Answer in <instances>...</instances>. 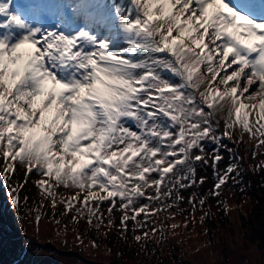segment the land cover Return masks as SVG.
<instances>
[{"label":"snow or ice","instance_id":"6c2138e0","mask_svg":"<svg viewBox=\"0 0 264 264\" xmlns=\"http://www.w3.org/2000/svg\"><path fill=\"white\" fill-rule=\"evenodd\" d=\"M245 144L264 173V0H0V182L16 208L38 188L37 228L48 201L80 244L163 242L170 210L203 225L245 192Z\"/></svg>","mask_w":264,"mask_h":264},{"label":"rangeland","instance_id":"374dc122","mask_svg":"<svg viewBox=\"0 0 264 264\" xmlns=\"http://www.w3.org/2000/svg\"><path fill=\"white\" fill-rule=\"evenodd\" d=\"M211 147L213 146H209V150ZM229 147H234V145L229 142ZM235 147L238 152H246L249 150V153L251 154L252 149L247 144ZM224 156V162L220 165L221 169H223L228 163L227 152H224ZM260 159H264V156H261ZM200 175L206 176L208 179L199 191L207 193L212 187L215 179L213 176V170L211 167H206L200 171ZM19 178L20 177H17V179ZM32 179L35 180L38 179V177L33 176ZM244 182L250 184V192L247 190H245V192H240L239 185L224 190L223 198L226 199L228 204L227 213H225L222 206L219 208L216 206V201L214 199H209L208 203L212 205L211 219H209V222H217V226H214V228L213 226L210 227L212 225L210 223L202 225L198 222L195 225L190 224L188 228H184L183 222L185 215L176 212V210H170L168 214L175 213L176 219L169 223H178L181 227L178 228L175 233L169 229H166L165 231L171 241L176 242V244L178 243L180 248L177 247L176 252L181 256L184 255L186 258V264H264V242L259 238L252 239L254 234L248 233L249 227L243 220L252 216L253 219H248V221H257L262 225L264 223V216L260 214L257 209L261 204H264V200L261 195V189H256L254 187L255 182L252 177L244 178ZM193 190L194 189L184 191L183 195L187 198ZM23 191L35 194L39 190L34 184L29 183ZM6 202L11 206L8 208V219L11 222L14 221V218L21 219V225L26 227L27 233H30L33 236L36 235L37 237L35 236L36 243H31V239L28 238H31V236L27 235L26 239L30 242L28 243L24 237L15 236L10 238V236L7 235L8 239L5 240L4 249L6 250L4 251V254H2L3 250H1L3 245L0 246V264H5L9 261L11 262L13 256L22 250L25 254L21 259L20 264H103L102 260L106 262L115 260V253L114 251V254L112 253V249L110 252L108 240H104L103 243L97 242L99 245L98 248H93L91 246V239L89 237L85 238L84 244H80L75 239V232L69 230L65 235L61 228H58L55 223L50 222L46 217H43L39 228H37L34 222V213H30V211L27 210L29 212H26L25 214L22 209L14 207L9 196H7ZM183 205H181V207L188 211L191 210L186 201ZM46 206L49 207V205ZM60 208L63 211L61 205ZM242 211H244L246 216L244 218L242 217ZM202 214V212L196 213L197 221ZM117 216H119V213H117ZM18 224L20 223L18 222ZM205 225H207V228L211 229L210 233L205 231ZM58 231H60V235H57ZM97 237L102 239L101 236ZM47 238L56 240V242L59 243L61 247L64 246V248L61 251H58L54 249L55 245H53V247H46L50 242ZM154 238L157 239L156 241L158 243H161L158 237ZM162 243L167 244V241L165 240ZM168 246L169 245H166L162 251L165 255L171 256L172 252L168 249ZM70 248L83 249L85 251L83 253L84 257L81 258L77 255H73L76 251L74 250V252ZM167 251L169 254H167ZM85 257H87L88 260H84ZM140 257H142V254H135L134 256L123 254L120 259V264H149L148 262L143 261ZM181 263L179 256H176L169 262V264ZM152 264L157 263L153 262Z\"/></svg>","mask_w":264,"mask_h":264},{"label":"trees","instance_id":"16d2710c","mask_svg":"<svg viewBox=\"0 0 264 264\" xmlns=\"http://www.w3.org/2000/svg\"><path fill=\"white\" fill-rule=\"evenodd\" d=\"M241 155H243L246 159V162L244 163V178L246 177H252V179L254 180L255 182V185L254 187L256 189H261V195L263 197V200H264V173H260V174H255L252 169L249 167L250 163H255V161H251L252 158H251V154L249 153V150L248 151H240L239 152ZM15 183V181H13V184ZM246 187V190L250 192V184H247ZM8 191L9 189L7 187H5L3 185L2 182H0V246H2L1 250H3V253L4 254V251L6 249H4V244H5V240L8 239V236L11 237H15V236H19V237H24V239L26 240V242L30 243L27 239H26V236H31L28 237L29 239H31V243L32 242H35L36 243V237L31 235L30 233H27L26 231V227L24 225H21V219H15L14 218V221L11 222L9 219H8V214H9V211H8V208H10V204H7L6 202V198L8 196ZM256 191V190H254ZM253 191V193H254ZM61 194L62 195H68L67 193L65 192H62L61 191ZM21 195V200L23 199L24 196H28L29 197V200L27 202V205H23L21 204V206L19 207L20 209L23 210V212L26 214V212H29L31 209H35L38 207L42 197L39 193V191L35 194L31 193V192H27V191H22L20 193ZM46 205H49V202L48 201H45L44 202V208L42 209L43 212L46 213V215L44 217H46V219H49L51 216H52V209L49 207H47ZM184 206V205H183ZM185 207V206H184ZM29 210V211H27ZM257 211L262 214L264 216V204H261V206L257 209ZM62 212L61 208H60V205L58 204L57 205V209H56V214L57 216L59 217L60 216V213ZM31 213V212H30ZM242 213V217H246L245 216V213L244 211L241 212ZM35 214V213H34ZM35 216V215H34ZM118 217L117 216V222H118ZM161 219H164V216H161ZM248 219H253L252 216H250V218H247V219H243L244 220V223L249 227V234L250 233H253L254 236L252 237V239L254 240L255 238H259L262 242H264V223L262 225H260L261 223L259 222H255V221H248ZM247 220V221H246ZM260 220V219H259ZM213 221V220H212ZM18 222L20 224H18ZM62 223L63 224H69V226L71 227V224H70V216H69V219L67 220H62ZM166 223H169V221H166ZM212 224L210 227L213 226H217V222L216 221H213V223L209 220H207V224ZM215 224V225H214ZM222 225V224H221ZM207 225H205L206 227ZM79 231L81 232H85L86 231V224L82 221L79 225ZM8 235V236H7ZM89 235V236H88ZM167 235V233H166ZM89 237L91 240L92 239H96L97 242L99 243H103L104 240H108V244L111 246H108L110 248V252H111V249H112V253L114 251V256H115V260L114 261H111V262H106L104 260H102V263L103 264H120L121 261V256L123 254L125 255H129V256H134L135 254L137 255H141L142 254V257H140L143 261H146L148 262L149 264H152L153 262L157 263V264H169L170 260H172L173 258H175L176 256H179L180 257V261L182 262L181 264H186V258L183 256H181L180 254H178L176 252V249L178 246V243L176 244V242L174 241H171L167 235V244L166 243H158L156 240V238H152L146 245V247L141 250L140 248V245L137 244L134 239H133V235L131 233L128 234L127 238L126 239H121L119 234L116 232L115 229H113L112 231L108 232V235L107 237H102V239H99L97 237V235L95 234V231H91V232H88L87 233V236L86 238ZM92 237V238H91ZM33 238V239H32ZM50 242H49V245H46V247H50L53 245H55L54 249L58 250V251H61L63 247H61V245L59 243L56 242V240H52L50 238H47ZM166 245H169L168 246V249L172 252V255L171 256H167L163 253V248L166 247ZM67 246V245H66ZM180 248V247H179ZM72 251H76V253H74L73 255H77L78 257H84V250L83 249H74V248H70ZM173 249V250H172ZM74 251V252H75ZM2 252V251H1ZM154 252V253H153ZM168 252V251H167ZM24 254L25 252L22 250L18 253H16L14 256H13V260L10 262H7L5 264H20L21 263V259L24 257ZM72 254V253H70ZM169 254V252L167 253ZM151 257V259H150ZM84 260H88L87 257L84 258ZM118 261V262H117Z\"/></svg>","mask_w":264,"mask_h":264}]
</instances>
